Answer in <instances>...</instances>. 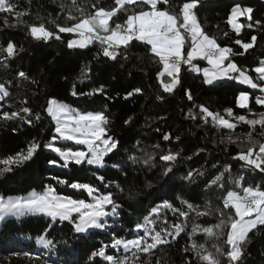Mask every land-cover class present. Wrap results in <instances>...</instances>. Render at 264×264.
Segmentation results:
<instances>
[{"label":"trees","instance_id":"16d2710c","mask_svg":"<svg viewBox=\"0 0 264 264\" xmlns=\"http://www.w3.org/2000/svg\"><path fill=\"white\" fill-rule=\"evenodd\" d=\"M187 1L163 3L161 0L157 7L179 15L182 4ZM9 2L14 10L0 11V84L8 92L0 100V161L26 153L33 143L40 147L31 160L12 165L11 171L5 172L6 166L0 163V196L24 197L32 191L51 187L58 195L90 200L92 197L86 190L71 187L72 183H87L99 190L96 194L111 192L121 207L117 215L104 219V228L90 229L84 234L76 233L71 221L51 220L40 213L6 217L0 223V264H44L45 261L47 264H109L101 257L92 256V252L105 245L108 255H128L125 264H207L197 256L193 245L201 254L212 253L220 264H229L227 235L231 221L237 217L233 207L226 206L227 192L242 194L243 188L249 186L264 190V172L233 158L249 148L253 149L254 156L264 141V128L260 125L253 128L235 117L258 119V114L264 112V104H257L256 99L264 97V92L234 79L205 84L201 74L191 72L182 64L180 83L170 95L161 86V80L167 81L169 77H160L159 57L143 41L133 40L120 46L118 58L113 61L102 55L98 42L84 49H69L67 41L72 34L60 33V40L44 41L34 38L29 31L33 25L44 24L46 29L58 32L57 24L71 26L77 22L70 17L94 14L93 4L105 10L118 9L109 22L114 27L116 23L123 24L130 13L146 10L143 4H126L121 9L115 0H76L75 4L73 0ZM236 3L253 9L252 21L240 18L244 27L239 34L227 23L230 9ZM194 12L202 31L234 52H244L234 43L236 39L248 43L256 36L252 48L231 59L256 83L263 84L254 69L264 59V0H199ZM255 21H260V25L247 27ZM9 43L14 45L12 55L7 52ZM20 72L25 75L21 77ZM101 86L103 93L79 94L93 93ZM136 88L141 91L134 92ZM73 91L78 94L73 96ZM241 91L249 92L248 107L243 109L236 103V94ZM129 92L133 95L127 96ZM185 92H191L193 100L189 101ZM49 99L65 102L83 112L105 114L107 135L119 141L118 149L105 156V166L74 162H69L67 167L49 165V160H60L57 153L44 146L55 136L54 123L45 108ZM200 105L219 113L235 127L214 125L211 117L205 123ZM25 107L31 110V124L27 123L28 114L23 112ZM228 108L233 110L232 116L225 111ZM189 109L196 115L195 120L188 118ZM13 112L18 115L13 117ZM4 113H8V118ZM35 114L41 119L36 120ZM164 134L171 135L172 139L164 141ZM177 136L179 140L175 139ZM55 143L61 148L80 147L69 140ZM169 152L177 154V159L162 161L160 156ZM129 156L138 159L133 162ZM148 156L151 160L145 164ZM168 166L174 168V173L165 176L163 172ZM189 172L191 181L186 179ZM221 174L222 180L211 184ZM101 176L103 181L99 179ZM164 203L171 204L172 208H161L158 216L151 213L153 207ZM107 210L110 212V206ZM180 212L186 215L181 216ZM145 217L155 221L148 225L155 231L164 228L174 231L176 224L184 231L175 240L168 237L171 241L168 244L157 245L147 253L138 252L135 258L131 252L125 254L122 247H111L114 236L134 239L143 235V230L137 231L136 225L144 224ZM206 228H212L213 233L205 232ZM40 236L51 239L54 247L38 244ZM243 248L241 264H264V226L248 234Z\"/></svg>","mask_w":264,"mask_h":264},{"label":"snow or ice","instance_id":"6c2138e0","mask_svg":"<svg viewBox=\"0 0 264 264\" xmlns=\"http://www.w3.org/2000/svg\"><path fill=\"white\" fill-rule=\"evenodd\" d=\"M163 3H167V0H162ZM76 0H73V4ZM115 3L119 8H123L126 4H143L147 6V10H141L135 14L128 15L126 21L123 24L116 23L114 27L109 26L111 18L116 14L117 8L112 10H105L103 7H96L94 14H88L81 18L70 17V19L77 20V22L71 24V26L56 25L58 32H53L45 28L44 24L39 26L33 25L30 28L31 35L38 39L48 41L55 38L61 39L60 33L72 34L75 38L67 41V47L69 49H84L89 47L94 41L98 42L101 46L102 55L113 61L118 58V49L122 45H128L130 41L137 40L143 41L146 45H150V52L159 57L160 62L163 64V72L160 76L165 74L169 77V80L165 82L161 80V86L163 91L168 94H173V90L180 83L179 73L181 65L186 64L189 68L195 72H202L205 84H213L215 81L221 79H235L239 83L244 85H250L251 88H259L261 92H264V86L253 82L250 75L246 70H242L231 59L234 55H243L248 49L252 48L256 42V36L251 37V42L244 43L241 39H236L234 43L240 45L244 52H234L231 47L221 46L217 43V40L211 38L208 34L203 32L197 23L194 9L198 7L199 0H189V2L183 3L180 9V14L170 13L168 10H161L157 7L161 0H115ZM14 6L9 0H0V11L12 12ZM253 9L251 7L242 6L236 3L230 11L227 23L232 26V29L239 34L241 32L242 25L239 23V18L247 17L249 21H252ZM20 16L21 13H17ZM182 16V20H181ZM7 23V21H5ZM260 25V21L249 23L248 28H253ZM183 30V31H182ZM227 35V33H225ZM190 41L188 50L185 54L184 46ZM14 45L9 43L7 46V52L12 55ZM205 60L210 67L201 68L194 64L195 60ZM227 62V63H226ZM254 71L258 75L260 81H264V62L259 67H256ZM235 74V75H234ZM19 75L23 77L25 74L20 72ZM141 89L136 88L134 92H140ZM104 87L94 90L93 93H79L80 95H91L95 93H103ZM78 93L72 92L73 96ZM133 95V92L127 93V96ZM189 101L193 100L191 92H185ZM8 96V92L4 90V86L0 84V100ZM162 99L163 97H158ZM249 94L245 91H241L236 98V103L240 108L248 107ZM257 104H264V97H257ZM195 106V105H194ZM201 118L207 123V118L211 117L214 125L233 129L235 124L225 119L219 113L209 111V109L203 105L199 106ZM229 116L233 115V110L228 108L225 110ZM23 112L28 114L27 123H33L31 110L27 107L23 109ZM47 114L56 122L55 132L58 136L52 137V142L44 145L50 148L52 151L58 154L60 160H49V165L67 167L69 162H74L76 165L87 163L88 165L105 166V156L118 149L119 141L112 136L107 135L106 125L108 123L105 114L100 112H80L72 109L69 105L63 103H57L55 100H50L46 107ZM18 114L13 112L12 116L15 117ZM258 119H248L244 115L235 117L236 120L244 122L253 128L256 125H260L264 128V112L259 113ZM5 118H8V113H4ZM188 118L196 119V115L189 109L187 113ZM35 119H41L39 114H35ZM128 121H126L127 123ZM251 135V134H249ZM264 135V133H262ZM106 137V138H105ZM60 139L74 140L76 144L86 146L85 150H73L72 148H61L55 146V141ZM171 135L164 134L163 140L170 141ZM179 140V137H175ZM230 139V138H229ZM39 144L33 143L29 146L26 153H18L14 157H9L3 161H0L5 165V172L12 170V165L23 164L33 158L36 154ZM202 151V150H201ZM191 157H189L190 159ZM234 159L244 161L248 166H254L261 172H264V144L259 146V151L255 153L253 157V149L249 148L247 153H238ZM129 160L133 162L137 161V157L129 156ZM160 159L165 162H173L177 159V154L169 152L163 154ZM151 160V156L144 159V163L148 164ZM63 161V164L60 163ZM119 167V165H114ZM216 167V165H213ZM227 171V169H226ZM170 173H174V168L168 166L165 168L163 175L168 176ZM223 174L217 175L211 184H216L221 181ZM101 181L104 177H99ZM186 179L192 180V173L187 174ZM66 183L67 181H61ZM73 189H83L88 192L92 197V202L88 203L83 199H73L71 197H65L58 195L51 187L47 192L41 195H30L27 197H19L16 199L8 198L4 199L0 197V220L6 219L8 215L23 216L28 213H46L53 218H59V220L69 221L74 225V231L78 234L87 233L90 229H101L105 227L103 223L104 219L118 214V209L121 207L113 198L111 192L107 194H96L98 189L87 183H72ZM184 203V201H182ZM230 203L235 209L236 219H233L230 224V231L227 235V244L230 246L226 253L229 260V264H241L242 257L244 255L243 245L248 242V234L253 230L258 229L259 226H264V190L259 187H245L243 188V195L236 191L227 192L226 206ZM110 206V212L107 210ZM192 208V205H188ZM161 208L171 209L172 205L164 203L151 209L152 214L159 215ZM175 212L176 210L173 209ZM181 216L186 215L184 212H180ZM168 223L167 220L164 221ZM155 224V221L149 217H145L144 224H137L136 230H143V235L137 236L134 239L116 238L112 239L111 247L113 249L123 248L125 254L131 252L132 257L135 258L138 252L147 253L151 249L160 244H168L171 240H175L184 228L176 224L174 225V231H169L167 228L155 231L154 228H149L148 225ZM216 227H221L217 225ZM196 229L194 228L193 231ZM205 232L212 234V228L204 229ZM155 234L152 235L151 233ZM151 239V243H149ZM37 243L44 248L54 247L51 239H46L44 236H40L37 239ZM107 245L100 247L98 251L92 252L93 257H101L105 259L109 264H125L129 260L128 255L123 257H114L113 255L106 254ZM193 250L196 251L200 260L207 262V264H220L218 258L214 257L212 253L201 254L200 249L193 245ZM187 251V249H186ZM25 253V256H28ZM31 259H39V257H30ZM47 264V261L44 262Z\"/></svg>","mask_w":264,"mask_h":264},{"label":"rangeland","instance_id":"374dc122","mask_svg":"<svg viewBox=\"0 0 264 264\" xmlns=\"http://www.w3.org/2000/svg\"><path fill=\"white\" fill-rule=\"evenodd\" d=\"M187 2H189V1H187ZM185 3V2H184ZM182 6H183V4H182ZM182 6H181V8H182ZM145 10V9H144ZM147 10V9H146ZM231 10V9H230ZM139 12V11H138ZM135 13H137V12H135ZM135 13H133V14H135ZM132 13H130L129 15H131ZM230 14V13H229ZM128 17V16H127ZM242 18V17H241ZM197 19V18H196ZM181 20H182V16H181ZM239 23H241L242 24V22H241V20H240V18H239V21H238ZM197 23H198V21H197ZM199 25V24H198ZM200 26V25H199ZM231 26V25H230ZM232 27V26H231ZM31 28V27H30ZM201 28V27H200ZM202 30V29H201ZM30 31V30H29ZM72 38H75L73 35H72ZM71 38V39H72ZM189 44H190V42L189 43H186L185 44V46H186V49H184V51H185V54H186V52H187V50H188V47H189ZM262 62H264V59H262V61H261V63H260V65L259 66H261L262 65ZM193 63L194 64H196V65H198L199 67H201V68H204V67H210L208 64H207V62L205 61V60H195V61H193ZM227 63V62H226ZM162 64V63H161ZM186 65V64H185ZM187 66V68H188V70H190L191 72H193V73H198V72H195V71H193V70H191L190 68H189V66L188 65H186ZM258 66V67H259ZM161 72H163V64L161 65V70H160V72H159V75H160V73ZM201 74V76H203V73L202 72H200L199 73V75ZM165 75H167V74H165ZM235 75V74H234ZM161 77V76H160ZM168 77V76H167ZM225 79H227V78H225ZM222 80V79H221ZM235 80V79H234ZM168 81V80H167ZM167 81H165V82H167ZM237 81V80H236ZM216 82V81H215ZM253 82H255L254 80H253ZM262 86H264V83L263 84H261ZM250 89H253V88H251V86L250 85H247ZM240 93V92H239ZM239 93H237L236 94V98H237V96L239 95ZM248 94H249V92H247ZM50 100H55L57 103H63V104H67V103H65V102H62V101H59V100H56V99H49L48 100V102H47V105H48V103H49V101ZM47 105H46V107H47ZM68 105V104H67ZM45 107V108H46ZM72 108V107H71ZM72 109H75V108H72ZM76 111H80V110H78V109H75ZM80 112H83V111H80ZM87 112H89V111H87ZM90 112H93V111H90ZM51 120L53 121V123H54V134H55V136H58V134L55 132V128H56V122L51 118ZM106 138V137H105ZM56 141H67L66 139H60V138H58ZM70 141V140H69ZM72 142L73 143H75V141L74 140H72ZM76 144V143H75ZM262 144H264V141L262 142ZM76 145H79V144H76ZM55 146H57V144L55 143ZM58 147V146H57ZM66 148H70V147H66ZM73 150L75 151V150H85L86 151V146H84V145H80V147H77V148H73ZM244 153H247V152H244ZM255 156V155H254ZM253 156V157H254ZM96 166V165H95ZM47 190L48 189H45V190H43V191H41V192H36V191H32V192H30V193H28V194H26V195H24V197H27V196H30V195H41V194H44L45 192H47ZM239 193V192H238ZM240 195H243V193L241 194L240 193ZM61 196V195H60ZM0 197H3V196H0ZM19 197H23V196H7V197H3L5 200L6 199H8V198H12V199H16V198H19ZM86 202H88V203H91L92 202V198L89 200H85ZM228 204H230V203H228ZM231 205V204H230ZM232 206V205H231ZM233 207V206H232ZM233 209H234V207H233ZM235 210V209H234ZM37 213H39V212H37ZM28 214H34V213H28ZM40 214H44V215H46L47 217H49L51 220H56V219H59V218H53V217H50V216H48L46 213H40ZM27 215V214H26ZM11 216H13V217H18V216H15V215H8L7 217H11ZM23 216H25V215H23ZM19 217H21V216H19ZM1 221L2 220H0V223H1ZM69 221H71V220H69ZM72 223V222H71Z\"/></svg>","mask_w":264,"mask_h":264}]
</instances>
